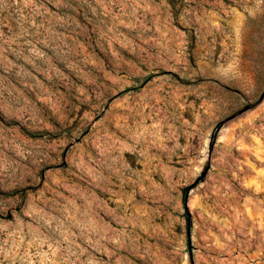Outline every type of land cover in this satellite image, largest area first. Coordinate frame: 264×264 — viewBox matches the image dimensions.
Returning <instances> with one entry per match:
<instances>
[{"label": "rangeland", "instance_id": "rangeland-1", "mask_svg": "<svg viewBox=\"0 0 264 264\" xmlns=\"http://www.w3.org/2000/svg\"><path fill=\"white\" fill-rule=\"evenodd\" d=\"M0 264H264V0H0Z\"/></svg>", "mask_w": 264, "mask_h": 264}]
</instances>
